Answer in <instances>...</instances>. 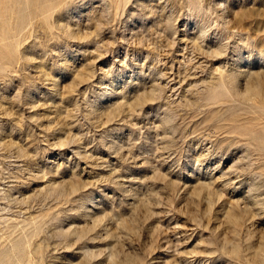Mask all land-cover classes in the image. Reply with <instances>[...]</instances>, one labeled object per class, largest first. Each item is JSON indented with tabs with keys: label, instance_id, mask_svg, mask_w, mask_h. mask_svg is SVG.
<instances>
[{
	"label": "rangeland",
	"instance_id": "1",
	"mask_svg": "<svg viewBox=\"0 0 264 264\" xmlns=\"http://www.w3.org/2000/svg\"><path fill=\"white\" fill-rule=\"evenodd\" d=\"M0 264H264V0H0Z\"/></svg>",
	"mask_w": 264,
	"mask_h": 264
}]
</instances>
